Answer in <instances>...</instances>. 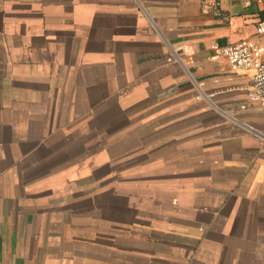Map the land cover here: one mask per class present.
<instances>
[{"label": "crops", "instance_id": "obj_1", "mask_svg": "<svg viewBox=\"0 0 264 264\" xmlns=\"http://www.w3.org/2000/svg\"><path fill=\"white\" fill-rule=\"evenodd\" d=\"M221 8L0 0V264H264V112L210 51L264 3Z\"/></svg>", "mask_w": 264, "mask_h": 264}, {"label": "built area", "instance_id": "obj_2", "mask_svg": "<svg viewBox=\"0 0 264 264\" xmlns=\"http://www.w3.org/2000/svg\"><path fill=\"white\" fill-rule=\"evenodd\" d=\"M264 3V0H257ZM251 0H244L249 5ZM222 0H202L203 8L207 9L213 17L223 16ZM210 51L218 58H222L228 65L232 74H248L250 88L239 110L248 112L257 108L264 112V19L257 22L255 33L251 38L236 43H214ZM235 123L256 138H263L264 133L251 125L235 120Z\"/></svg>", "mask_w": 264, "mask_h": 264}]
</instances>
